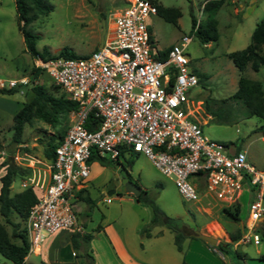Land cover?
<instances>
[{"label":"rangeland","instance_id":"rangeland-1","mask_svg":"<svg viewBox=\"0 0 264 264\" xmlns=\"http://www.w3.org/2000/svg\"><path fill=\"white\" fill-rule=\"evenodd\" d=\"M154 1L163 7L178 9L179 16L175 23L165 21L156 14L147 17L146 22L153 42L151 49L157 52L156 48L178 44L182 35L191 36L183 50L188 59L187 66L196 77L198 74L205 75V78L189 88L187 93L192 102H201L196 117L202 135L226 145L228 150L236 148L244 151L250 164L258 170H264V146L260 132L255 130L261 124V120L255 115H247L239 102L228 98L236 88L239 72L227 57V53L239 50L250 42L251 29L264 16V0H246L242 8H238L237 13H233L232 5L224 0L214 14L217 38L210 40L208 46L200 42L190 26L191 18L195 20L199 17L200 21L203 20L204 0ZM47 2L51 4V9L46 14L37 16L27 26L36 35L35 48L38 51L45 49L50 54L65 49L74 55L68 58H76L89 54L97 47L101 19L104 20V38L109 34L108 24L111 15L122 7L124 0H47ZM16 16L14 1L0 0V78L26 75L29 79V83L22 87V92L0 93V142L2 150L8 152L17 145L11 142L12 115L22 102L29 99L31 84H41L48 91H51L50 86L53 84L44 71L30 76L32 58L24 47ZM242 74L247 78L260 80L264 91V67L256 72L246 67ZM204 100L210 112L215 113L213 117L207 112ZM196 106L197 103L194 104V107ZM54 131L55 128L48 124L32 119L30 124H24L19 144L30 154L41 156L45 141ZM2 161L3 158L0 156V176L5 170ZM90 163L89 175L83 181L86 184L84 190L76 195L77 199H71V209L77 225L81 226L84 223L86 231L91 234L87 246L90 242L94 244L98 241L104 242L103 236L95 235L97 232L95 228L97 225L101 228L108 224L111 230L128 241L129 245L136 246L139 255L151 264H158L161 251L175 252L174 232L164 223L162 217L150 222L152 212L149 206L136 201L132 194H126L122 190L113 191L119 177L123 176L137 179L141 188L163 215L177 219L185 225L186 231L192 233V229L199 230L200 226L205 225L203 230L199 231L219 239L222 231L227 230L226 225L229 222L221 220L217 215V210L222 207L217 200L208 195L200 198L197 203L183 200L172 179L161 174L142 154L126 151L118 157V163L101 164L98 161ZM18 178L15 176L9 186L11 193L20 188ZM248 197L249 193L246 190L239 195V220L229 224V227L234 225V228L228 232L242 230ZM263 218L256 223V227L260 226ZM5 226L9 231V227ZM155 232L158 233L157 237H153ZM74 233L81 235L82 226L81 232L61 228L46 235L41 244L42 254L27 253L22 264H42L41 261L45 259L41 255L44 254V248L48 243L56 245L58 251L67 259L63 264H77L75 257L70 254L71 242H65ZM186 239L188 238H184L182 242V250ZM225 241H228V238ZM239 243L241 244L238 245V250L245 256L244 264H264V259L261 260L255 253L258 249L264 254V240L260 239L258 244H253L252 241ZM214 251L219 253L216 249ZM74 253L78 252L74 250ZM223 257L225 260L229 258ZM0 264L13 263L0 254ZM48 264L53 263L48 261Z\"/></svg>","mask_w":264,"mask_h":264},{"label":"built area","instance_id":"built-area-1","mask_svg":"<svg viewBox=\"0 0 264 264\" xmlns=\"http://www.w3.org/2000/svg\"><path fill=\"white\" fill-rule=\"evenodd\" d=\"M124 1L112 13L101 47L76 58H32V67L44 71L76 108L68 114V126L51 159L32 155L21 144L9 155L0 150L3 159L8 156L26 170L18 175L19 189L32 187L38 195L24 221L27 253L38 254L45 236L61 228L81 232L71 199L73 189L89 175L91 151L110 159H117L120 151L144 155L172 179L181 198L192 203L208 195L228 206L246 190L247 211L238 240L257 244L256 223L264 215V170L250 164L244 151L230 152L202 135L196 117L201 102L187 96L198 82L183 54L191 36L182 35L156 58L146 22L156 14L155 5L149 0ZM199 21L194 20L192 31ZM28 83L26 75L0 78V88L17 87L19 92Z\"/></svg>","mask_w":264,"mask_h":264},{"label":"trees","instance_id":"trees-1","mask_svg":"<svg viewBox=\"0 0 264 264\" xmlns=\"http://www.w3.org/2000/svg\"><path fill=\"white\" fill-rule=\"evenodd\" d=\"M18 21V30L21 33L22 41L26 51L30 57L39 56L42 59L57 58V57H73L65 49L58 50L54 54H50L47 50L38 51L35 48L36 35L27 27L28 24L39 15L46 14L51 9V4L47 0H13ZM155 5L156 15L163 20L175 23L179 16V10L173 7H163L160 3L154 0H149ZM223 0H204L202 10L204 12L203 20L199 21L195 30V35L201 43H206L217 38L216 19L214 14ZM194 23V18H191V24ZM264 16H262L254 25L250 34V42L239 50H234L227 53L228 59L239 72L236 81L234 92L228 97L236 102H239L245 109L247 115H255L260 118L261 124L255 128L259 131L262 137L264 146V91L262 83L259 80L245 77L242 72L246 67L256 72L264 67ZM165 48L162 51H157L154 55L156 58H162L165 54ZM42 71L31 67L30 76H35L37 72ZM197 81L200 82L205 78L204 74L197 75ZM51 91H48L41 84H31L29 88L30 97L28 100L21 103L19 109L12 115V135L11 142L20 143V136L24 124H30L32 119H38L49 126L55 128V131L47 138L42 148V155L51 159L53 156L54 147L60 142L67 126L68 114L76 108V103L68 98L60 90L57 85L51 84ZM18 91L17 87L0 88L1 94H11ZM207 112L213 117L215 113H211L207 107V102L204 100ZM63 121V122H62ZM64 123V124H63ZM89 127V126H88ZM89 129H91L89 127ZM26 149V148H24ZM0 150L2 144L0 142ZM27 150V149H26ZM238 151V150H236ZM13 149L5 151L7 155L11 154ZM121 151L119 156L121 155ZM118 159V157H117ZM117 159H110L105 155H98L91 151L88 162L98 161L101 164L118 163ZM2 164L5 166L4 173L0 176V254L10 260L13 264H22L24 257L27 254L28 242L24 230V221L28 210L36 203L38 199L37 192L32 187H26L16 192H10L9 186L15 176L21 175L26 170L13 164L8 156H6ZM127 179H130L127 176ZM139 185L137 179L134 180ZM88 201V199H86ZM136 201H141L150 207L152 217L150 222H155L159 217L167 226L173 230V244L175 249L182 252V242L184 238H196L192 233L186 231L183 227L182 234L177 227L180 222L177 219H170L163 215L162 211L148 197L144 189L141 190L139 196L135 197ZM264 203V195H263ZM239 202L232 203L228 206H222L217 210L218 217L223 221L236 222L239 220ZM15 219V220H14ZM22 223V225H20ZM7 225L9 231L6 229ZM97 225L95 230H99ZM242 230L227 232L228 241H218L211 245L203 241L208 247L217 250L222 256H231L236 260L242 258V254L232 249V244L235 243L241 236ZM255 232L259 239L264 240V218L259 227L255 228ZM91 234L84 232L81 235L74 233L70 235V242L74 250H78L81 245H87ZM202 241V240H201ZM79 256V255H78ZM82 259L78 264H94L93 258L85 250L81 253ZM180 264H188L181 261Z\"/></svg>","mask_w":264,"mask_h":264},{"label":"crops","instance_id":"crops-1","mask_svg":"<svg viewBox=\"0 0 264 264\" xmlns=\"http://www.w3.org/2000/svg\"><path fill=\"white\" fill-rule=\"evenodd\" d=\"M224 1V0H223ZM222 1V3H223ZM229 4L232 5V10L233 13H237L238 8H242V5L246 0H227ZM125 3V1H124ZM123 3V5H124ZM222 3L220 6H222ZM122 5V6H123ZM219 6V7H220ZM218 7V8H219ZM256 24V23H255ZM110 26V23L108 24V27ZM254 27V26H253ZM253 29V28H252ZM251 29V32H252ZM150 31V29H149ZM250 32V34H251ZM150 37H151V31H150ZM250 37V35H249ZM153 44L151 40V45ZM206 44L205 46H208L209 41L204 43ZM171 45V44H169ZM169 45L164 46L162 48H156V50L160 51L165 48H167ZM262 51L264 52V47L262 48ZM260 81V80H259ZM262 140V137H261ZM238 149L232 148L229 150L230 152H234ZM118 160V159H117ZM91 165V163L89 164ZM120 178V177H119ZM134 182L135 179H130ZM86 184L85 182H82L81 187L79 189H73V199H77L76 195L79 194L80 191H83L85 188ZM20 190V189H19ZM121 189L120 181L118 179L117 185L114 187L113 191H119ZM123 191V190H122ZM109 192H111L109 190ZM126 194L125 191H123ZM264 217V215H263ZM262 217V218H263ZM261 218V219H262ZM142 223L143 220H140ZM229 224H233L232 222H229L228 225H226L227 230H221L222 235H219V239L217 238L218 241H225L227 236V232L231 231L234 228V225L229 227ZM82 230L83 233L87 232L85 229V224L83 223L82 225ZM205 226V225H203ZM203 226H200L198 229L203 230ZM92 229V228H91ZM212 233V231H210ZM158 233L155 232L153 234V237H157ZM95 235H101L104 237V242L103 241H98L96 244L93 242H90V244L87 245H81L78 250H76L78 253H74V249L71 246V256L75 257L76 261L79 263L80 260L82 259L81 253H83V250H85L89 255L92 256L94 264H151L147 259H144L142 256L139 255L137 252V248L134 245H129L128 241L123 240L117 232L114 230H111V228L108 226V224L104 225L101 227L97 232H95ZM216 238V237H215ZM260 240V239H259ZM70 243V236L68 237L67 241ZM240 241L237 240L235 243L232 244V249L235 251L239 252L238 250V245L241 244L239 243ZM259 242V241H258ZM243 243V242H242ZM258 244V243H257ZM58 247L52 246L51 243H48L46 247L44 248V254L41 255L44 257L45 261H41L42 264H48V261H51L53 264H63L67 259L63 257V255L58 251ZM50 249V250H49ZM42 248H40L39 254H42ZM176 253L178 255H176ZM255 253L259 256L261 260L264 259V254L261 252V250L256 249ZM79 255V256H78ZM161 255V256H160ZM159 257H158V264H180V262L183 260L188 264H244L245 256L242 254V258L240 260H236L234 257L229 256L228 262L224 259V257L220 254L208 247L203 241L200 239H193V238H188L186 239V243L184 246V250L182 252H179L175 249V252L173 251H161ZM26 257V256H25ZM24 257V259H25ZM52 260H48V259ZM65 259V260H64ZM77 263V264H78Z\"/></svg>","mask_w":264,"mask_h":264},{"label":"water","instance_id":"water-1","mask_svg":"<svg viewBox=\"0 0 264 264\" xmlns=\"http://www.w3.org/2000/svg\"><path fill=\"white\" fill-rule=\"evenodd\" d=\"M104 33H105V27H104V20L101 19V32L99 35V40H98V44L97 47H101L102 42H103V37H104ZM120 181V185H121V189L127 193L132 194L134 197L139 196L142 188L140 185L136 184L135 182H133L130 179H127L126 177H120L119 178ZM185 225L180 223V225L178 226V230L179 231H183V227ZM192 234L197 238L200 239L202 241H205L208 244L214 245L217 243V240L215 237L208 235L206 233H202L199 230L196 229H192Z\"/></svg>","mask_w":264,"mask_h":264},{"label":"flooded vegetation","instance_id":"flooded-vegetation-1","mask_svg":"<svg viewBox=\"0 0 264 264\" xmlns=\"http://www.w3.org/2000/svg\"><path fill=\"white\" fill-rule=\"evenodd\" d=\"M178 228V227H177Z\"/></svg>","mask_w":264,"mask_h":264}]
</instances>
